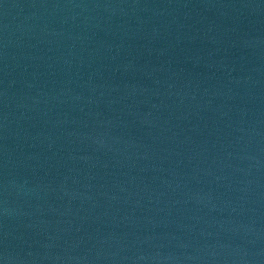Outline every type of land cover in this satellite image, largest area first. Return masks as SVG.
Masks as SVG:
<instances>
[{
	"label": "water",
	"instance_id": "1",
	"mask_svg": "<svg viewBox=\"0 0 264 264\" xmlns=\"http://www.w3.org/2000/svg\"><path fill=\"white\" fill-rule=\"evenodd\" d=\"M0 264H264V0H0Z\"/></svg>",
	"mask_w": 264,
	"mask_h": 264
}]
</instances>
